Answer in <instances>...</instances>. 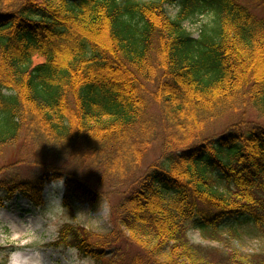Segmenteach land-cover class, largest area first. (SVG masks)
Segmentation results:
<instances>
[{
  "label": "trees",
  "instance_id": "trees-1",
  "mask_svg": "<svg viewBox=\"0 0 264 264\" xmlns=\"http://www.w3.org/2000/svg\"><path fill=\"white\" fill-rule=\"evenodd\" d=\"M206 13L192 37L183 22ZM247 109L264 119V17L238 0H0V157L20 144L68 161L35 156L43 171L23 178L20 149L0 164V206L41 203L49 177L64 205L115 195L106 232L66 231L93 264H227L190 242V222L212 240L243 224L264 238V127L206 130Z\"/></svg>",
  "mask_w": 264,
  "mask_h": 264
},
{
  "label": "rangeland",
  "instance_id": "rangeland-1",
  "mask_svg": "<svg viewBox=\"0 0 264 264\" xmlns=\"http://www.w3.org/2000/svg\"><path fill=\"white\" fill-rule=\"evenodd\" d=\"M245 5L257 17H264V0H238ZM166 11L172 17L175 16L177 8L167 5ZM212 14L194 15L183 22V27L192 37H197L204 26H212ZM149 100V111H157V106ZM244 113V115H242ZM241 117H244L241 118ZM243 119L251 125L257 124L264 127V119L260 118L253 110L247 109L246 112L230 113L222 116L218 120L211 122L206 130L209 134L219 135L224 133L231 124H238L239 119ZM250 125V126H251ZM156 144V143H155ZM26 154V161L19 166V173L23 178H30L36 173L43 171L40 165L32 164L35 156L41 161H48L54 164H64L62 155L56 157L46 156L44 151L37 147L20 148V144L7 146L2 156L0 164H9L16 161L19 152ZM36 151V153H34ZM159 150L152 148L146 153L143 160V167L148 166L152 161L159 157ZM67 168L72 169L68 164ZM145 168V167H144ZM62 177V176H61ZM54 177H49L43 184L41 191V203L34 205L23 196L16 192L12 199L5 201L0 206V264H9L11 258L18 253L32 256L39 264H93L92 259L87 257L83 250L72 246L71 239H68L67 229H79L80 233H103L111 225L110 203L117 198L115 195H100L95 203L87 199L77 200L69 198V203L64 205L63 197L68 194L63 178V188L59 191V196L52 187H48ZM98 191H103L97 186ZM70 227H65V225ZM235 222L225 221L221 224L226 228ZM198 222H190L187 232L191 243L208 248L210 257L215 261H224L227 264H239L240 261H254L261 259L264 255V238L254 234L250 227L245 224L238 229V236L212 240L202 234L197 227ZM25 226L20 238L15 239L17 229ZM63 230V231H62ZM64 232V233H63ZM61 233H63L61 235ZM121 252L125 255L129 253L128 246L121 245ZM135 248L131 247L130 251ZM119 260V256L116 257ZM240 261H236V260ZM116 260V259H115ZM117 260L118 263H120ZM107 263V260L103 261Z\"/></svg>",
  "mask_w": 264,
  "mask_h": 264
},
{
  "label": "bare ground",
  "instance_id": "bare-ground-1",
  "mask_svg": "<svg viewBox=\"0 0 264 264\" xmlns=\"http://www.w3.org/2000/svg\"><path fill=\"white\" fill-rule=\"evenodd\" d=\"M25 226H22L21 229H17L14 235V238L15 239H18L21 237L22 235V232L25 230ZM40 262H37L35 261V259L32 257V256H29L28 253L26 254H21V253H18V254H15L9 264H39Z\"/></svg>",
  "mask_w": 264,
  "mask_h": 264
},
{
  "label": "clouds",
  "instance_id": "clouds-1",
  "mask_svg": "<svg viewBox=\"0 0 264 264\" xmlns=\"http://www.w3.org/2000/svg\"><path fill=\"white\" fill-rule=\"evenodd\" d=\"M48 187L54 188L56 194L59 196V191L63 188V177H54Z\"/></svg>",
  "mask_w": 264,
  "mask_h": 264
}]
</instances>
